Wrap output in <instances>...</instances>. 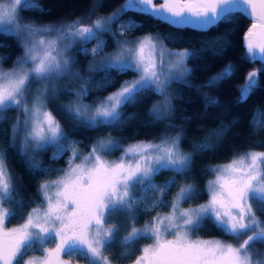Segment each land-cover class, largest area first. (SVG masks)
<instances>
[{"label": "snow or ice", "instance_id": "snow-or-ice-1", "mask_svg": "<svg viewBox=\"0 0 264 264\" xmlns=\"http://www.w3.org/2000/svg\"><path fill=\"white\" fill-rule=\"evenodd\" d=\"M99 6L97 3L86 16L71 21L38 25L22 14H44L42 0H0V46H7L3 40L11 37L22 51L10 69L3 67L8 57H0V125L9 123L7 111L17 112L10 128L0 129L5 137L0 141V264H71L63 257L73 255L88 264H113L105 252L122 227L110 219L116 212L127 218V234L120 241L125 249L122 257L140 251L134 264H264V259H253L252 251L256 244H264V220L257 215L264 214V151H250L211 168L215 179L207 185L208 201L184 208L182 205L198 193L193 184L178 185L176 180L177 176H186L193 163L192 155L180 149L181 135L165 134L159 141H136L127 147L116 139H100L87 155H81L80 142L71 140L61 121L48 110V103L55 102L57 93L63 91L75 96V100L59 107L62 117L72 124L73 133L80 128H117L125 119L124 109L151 91L163 97L153 105L151 115L155 121L165 119L171 113V85L179 81L194 87L189 82L193 69L188 62L198 52L169 48L167 37L159 33L129 39L133 30L143 25L135 20L125 22L123 15L145 14L171 25L200 30L230 24L237 15L248 16L252 24L244 36L245 55L250 61L264 63V0H162L159 5L155 0H125L110 15L92 19ZM105 37L116 47L108 55H103L108 46ZM217 40V53L230 43L225 37ZM90 42L95 46L88 48ZM74 51L92 55L88 71L104 73L103 86H112L113 76L131 72L133 78L121 81L106 97L86 104L88 93L100 85L94 77L85 78L73 71L78 63L70 54ZM96 57L102 58L97 61ZM259 71L264 69L248 73L239 89L240 100H246L258 87ZM233 73V66L228 65L201 87L215 85ZM61 79L83 84L78 90L61 89L57 87ZM254 121L252 127L264 130V111L254 116ZM208 148L207 142L195 146L196 151ZM50 149H54V159L71 151L66 168H45L42 160H35ZM9 150L17 152L31 174L50 177L55 172L63 173L39 183L40 203L24 200L23 185L16 183L7 164ZM116 151L121 152L117 160L106 159ZM163 171L173 175L157 184L155 177ZM174 186L178 191L166 205L169 211L151 216L142 227H136L137 213L150 214L164 205L163 197ZM13 217L22 222L6 227V220ZM205 221L233 242L193 238L203 230ZM140 239L152 243L142 249L129 247ZM30 252L39 254L28 255Z\"/></svg>", "mask_w": 264, "mask_h": 264}, {"label": "trees", "instance_id": "trees-1", "mask_svg": "<svg viewBox=\"0 0 264 264\" xmlns=\"http://www.w3.org/2000/svg\"><path fill=\"white\" fill-rule=\"evenodd\" d=\"M125 0H42L46 12L42 15L33 12H24L22 15L25 19H34L37 24L61 22L75 19L78 16H86L88 9L99 3L102 6L96 8L95 17L105 14L117 6L123 4ZM160 3V0H155ZM123 21L135 20L138 24L143 25L140 29H134L133 35L144 33H159L166 36L165 44L169 48H190L195 49L198 55L192 57L188 66L193 69L189 77V87L181 82H174L171 85L173 99L171 100V113L163 120L155 121L151 115L153 103L158 98L155 92H146L138 100L128 105L124 109L125 119L117 128L100 127L97 129L80 128L78 132H72V124L66 122L62 117L55 102H49L48 108L56 115L57 119L70 135L71 140L79 141L80 152L84 153L88 146L96 139L112 137L119 141L121 145L134 143L136 141H152L164 136L165 134L181 135L180 149L185 153L192 155L193 163L186 176H177L178 185L190 183L197 190L198 195L191 201L192 205H197L206 200V182L211 177L210 169L213 166L220 165L231 161L238 155L248 151H264V130L259 127H252L255 123L254 116L259 117L264 111V71H259L258 87L252 91L246 100H240L239 89L242 87L249 72L264 69V63L260 60L250 61L245 53L243 35L248 29L251 21L247 16L237 15L230 24H220L218 27L200 30L189 26L178 27L168 24L165 21L139 14L134 12L125 13ZM90 21H86L89 23ZM219 37H225L230 41L229 45L222 52L217 53L216 48L220 41ZM108 46L104 51L113 48V41L105 37ZM0 46V57H8L3 61V67L10 66L20 55L21 48L11 37L3 40ZM95 46L89 43L87 47ZM76 58L86 60L89 54L76 53ZM232 65L234 73L225 79L218 81L215 85L205 86L212 76L220 71L226 65ZM80 72L87 77H94L98 87L92 88L85 98L86 101H93L118 86V84L133 75L129 72L119 76H113L115 83L112 86H103L104 73H90L79 67ZM67 93H58L56 99L64 100L61 105H67ZM211 101L214 102H210ZM60 107V106H59ZM8 124L0 125V129L9 127L12 120L17 115L15 110H9L5 113ZM222 135H218L221 130ZM3 131H0V141L4 140ZM207 142L209 148L202 151H196L195 146ZM3 146V145H0ZM54 149L46 153L37 155L36 160H42V167L62 169L65 165V159L68 152L60 159H54ZM35 162V161H33ZM7 164L10 171L16 178V183L22 184V196L26 201H35L40 203V197L37 195L39 183L45 179H54L60 172H55L52 176H43L39 173L31 174L27 171L21 157L14 150L7 153ZM172 173L163 171L155 177V182H166ZM177 186L171 188L168 195L163 197L164 202L168 203L175 194ZM7 207V205H6ZM166 210V205L162 206ZM254 209L256 205H253ZM17 211V209H13ZM30 210V209H28ZM152 213L145 214L138 212V223L136 227L141 226L150 217ZM26 215V212H25ZM260 219L264 220V214L257 212ZM110 219L122 225L121 230L117 233L113 246L105 252V255L113 261V264H132L140 251L135 250L127 257H122L125 251L120 247L121 238L126 234L124 227L127 226V218L122 212L113 213ZM21 221L19 217L9 218L7 224H17ZM200 236H217L232 241L227 236L217 230L210 222L205 221L203 230L195 233ZM148 239H140L130 248L142 249L149 243ZM257 253L264 259V244L254 246ZM39 254L30 252L28 255ZM72 264H88L87 260L79 256H65Z\"/></svg>", "mask_w": 264, "mask_h": 264}, {"label": "rangeland", "instance_id": "rangeland-1", "mask_svg": "<svg viewBox=\"0 0 264 264\" xmlns=\"http://www.w3.org/2000/svg\"><path fill=\"white\" fill-rule=\"evenodd\" d=\"M124 2H125V1H124ZM124 2H123V4H124ZM155 3H156V2H155ZM156 4L159 5L160 3H156ZM120 6H121V5H120ZM120 6H117V7L114 8L113 10H111V11L105 13V14L99 15V16H97V17L110 15V14H111L112 12H114L116 9L120 8ZM97 17H95V18H97ZM95 18H94V19H95ZM71 20H73V19H71ZM71 20H65V21H71ZM55 23H59V22H50V23H43V24H38V25H47V24H55ZM89 23H90V22H89ZM145 34H147V33H144V34H141V35H136V36H129L128 38H129V39H133V38H135V37L143 36V35H145ZM154 34H155V33H154ZM113 44H114V43H113ZM92 47H94V46H89V48H92ZM172 49H174V50H180V49H183V48H180V49L172 48ZM115 50H116V47H115V44H114L113 48H111V49H109V50H107V51H104L103 55H108V54H110V53H113ZM70 54L74 55L73 53H70ZM21 55H22V51H21ZM21 55H20V56H21ZM101 58H102V57H96L95 59H96L97 61H99ZM16 60H17V59H16ZM16 60H15V61H16ZM77 60H78V63H76V64L73 65V71H79V72H80V70H79L80 65H83V68H84L85 70L88 71V65H89V63H90L91 61H93V57H92V55L90 54L89 58H87L86 60H84V59H82V58H77ZM15 61H14L10 66H8V67H4V68H5V69H10V68L13 66V64L15 63ZM228 65H230V64H228ZM228 65H226V66H228ZM226 66H225V67H226ZM225 67H223L222 69H224ZM222 69H221L220 71H218L217 73H215L212 77L217 76V75L222 71ZM80 74H81L82 77L88 78L86 75L82 74V72H80ZM133 75H134V74H133ZM133 75H131L130 77H128V78H126V79H124V80L132 79V78H133ZM122 81H123V80H122ZM177 82H179V81H177ZM245 82H246V80L244 81L242 87L244 86ZM80 84H83V81H77L76 83H73L71 80H68V79H61L60 82H59V84L57 85V87H58V88H61V89H63V88H73V89H75V90H78ZM118 87H119V84H118V86H117L116 88H114V89L111 90L110 92H108V93H106V94L100 96V98L106 97V96L109 95L111 92L116 91V89H117ZM242 87H241V88H242ZM32 88H33V91H35L36 85H33ZM62 92H63V91H60V92H58V93H62ZM168 92H169L170 94H172V89H171V87L168 89ZM58 93H57V95H58ZM157 94H158V93H157ZM66 95H67V100H66L67 104H68L70 101L75 100V96H74V95H70V94H66ZM162 99H163V97L160 96V95L158 94V98H157L156 101L153 103V105H154V104H158ZM93 101H94V100H93ZM93 101H86V100H84V103H86V104H92ZM63 102H64V100L62 101V100H60V99H56V102H55L56 104H55V106L59 109V106H60ZM64 103H65V102H64ZM153 105H152V107H153ZM48 110H49V108H48ZM171 135L175 136L176 134H171ZM160 138H161V137H160ZM160 138H158L157 140H152V141H159ZM100 139H115V138L107 137V138H100ZM100 139H96L93 143H95L97 140H100ZM116 140H117V139H116ZM93 143H91V144L88 146L87 150H86L84 153L80 152V154H81V155H87V153H88V151H89V149H90V147H91V145H92ZM128 144H130V143H128ZM128 144H124V145H121V146H122V147H127ZM248 152H250V151H248ZM245 153H247V152H245ZM243 154H244V153H243ZM70 156H71V151L68 152V155H67V157H66V159H65V165H64L63 168H66V167H67L66 161L69 160V157H70ZM120 156H121V152H120V151H116V152H113L111 155H107V156H106V159L109 160V161H115V160H117ZM36 158H37V156L35 157V160H36ZM35 160H34V161H35ZM229 162H230V161H229ZM229 162H226V163H223V164H227V163H229ZM76 163H80V161H79V160H76ZM223 164H220V165H223ZM216 166H217V165H216ZM213 167H215V166H213ZM213 167H212V168H213ZM211 173H212V172H211ZM62 175H63V173L60 172V173L56 176V178H54V179H57L58 177H60V176H62ZM213 179H215V176H214L213 174H211V177H210V178L207 180V182H206V200H205L204 202H202V203H199V204H204V203H206V202L208 201V199H209V194H208V191H207V185H208V182H209L210 180H213ZM156 183H157V182H156ZM162 183H164V182H160V183H157V184H162ZM176 191H178V189H177ZM175 193H176V192H175ZM149 195H151V193H149ZM191 201H192V200H191ZM191 201H189V202H187V203H184L182 206H183L184 208H188V207L196 206V205H192ZM199 204H197V205H199ZM164 205H167V203L165 202ZM162 206H163V205H161L160 207H158V208L152 210V211H151L152 214L150 215V217H149L148 219H150L151 216H155V215H157L158 213H159V214H166V213L169 211V208H168V207H167L166 210H163V209H162V208H163ZM148 219H147V220H148ZM21 222H22V220H21L19 223H21ZM19 223H17V224H7V220H6V224H5V226L8 227V228H11V227H15V226H17ZM144 223H145V222H144ZM142 226H143V224H142L141 226H139V227H142ZM139 227H138V228H139ZM126 234H127V233H126ZM126 234H125V235H126ZM125 235H124V236H125ZM197 237H198V238H202V239H219V240H222V241H225V242H233V241H231V240L223 239V238H220V237H217V236H206V237H204V236H200V235H195L193 238H197ZM169 238H170V237H169ZM150 243H152L151 240L149 241L148 244H150ZM146 245H147V244H146ZM146 245H145V246H146ZM143 247H144V246H143ZM143 247H142V248H143ZM252 251L254 252V257H253V259H254V260H260V259H261V256H260V255H255V253H257L256 248H253ZM139 255H140V254H139ZM63 258L66 259L65 256H64ZM66 260H67V259H66ZM71 264H72V263H71ZM132 264H134V262H133Z\"/></svg>", "mask_w": 264, "mask_h": 264}, {"label": "water", "instance_id": "water-1", "mask_svg": "<svg viewBox=\"0 0 264 264\" xmlns=\"http://www.w3.org/2000/svg\"><path fill=\"white\" fill-rule=\"evenodd\" d=\"M248 17V16H247ZM249 18V17H248ZM250 19V18H249ZM250 21H251V23H250V25H249V27L251 26V24H252V19H250ZM248 27V28H249ZM248 30V29H247ZM247 30L245 31V33L247 32ZM245 33H244V35H243V40H244V36H245ZM244 45H245V40H244Z\"/></svg>", "mask_w": 264, "mask_h": 264}, {"label": "flooded vegetation", "instance_id": "flooded-vegetation-1", "mask_svg": "<svg viewBox=\"0 0 264 264\" xmlns=\"http://www.w3.org/2000/svg\"><path fill=\"white\" fill-rule=\"evenodd\" d=\"M160 1L162 2V0H160ZM161 2H160V3H161Z\"/></svg>", "mask_w": 264, "mask_h": 264}]
</instances>
